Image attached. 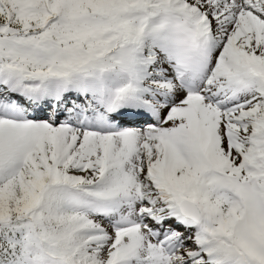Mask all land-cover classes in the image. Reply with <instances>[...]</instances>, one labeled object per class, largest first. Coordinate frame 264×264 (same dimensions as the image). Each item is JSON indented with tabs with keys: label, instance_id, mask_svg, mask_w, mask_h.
<instances>
[{
	"label": "snow or ice",
	"instance_id": "snow-or-ice-1",
	"mask_svg": "<svg viewBox=\"0 0 264 264\" xmlns=\"http://www.w3.org/2000/svg\"><path fill=\"white\" fill-rule=\"evenodd\" d=\"M0 264H264V0H0Z\"/></svg>",
	"mask_w": 264,
	"mask_h": 264
}]
</instances>
